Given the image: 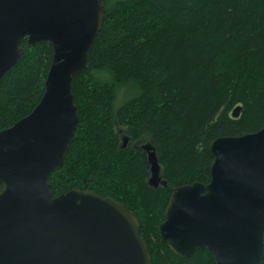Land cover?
<instances>
[{
	"label": "trees",
	"instance_id": "1",
	"mask_svg": "<svg viewBox=\"0 0 264 264\" xmlns=\"http://www.w3.org/2000/svg\"><path fill=\"white\" fill-rule=\"evenodd\" d=\"M102 2L101 29L71 84L78 123L50 191L90 190L121 203L139 222L151 264H215L205 248L176 256L158 225L175 187L209 182L216 138L264 127V0ZM20 47L0 81V131L37 105L52 58L50 43ZM126 84L134 94L114 111L116 87ZM115 122L155 149L165 187H149L145 152L119 147Z\"/></svg>",
	"mask_w": 264,
	"mask_h": 264
},
{
	"label": "water",
	"instance_id": "2",
	"mask_svg": "<svg viewBox=\"0 0 264 264\" xmlns=\"http://www.w3.org/2000/svg\"><path fill=\"white\" fill-rule=\"evenodd\" d=\"M104 20L102 0H0V81L28 47L52 58L30 114L0 131V264H151L136 217L111 197L73 188L53 197L78 123L71 84ZM241 106L231 112L241 113ZM147 183L165 187L151 144ZM207 184L175 187L158 233L178 257L205 248L215 264H259L264 247V127L216 138Z\"/></svg>",
	"mask_w": 264,
	"mask_h": 264
},
{
	"label": "rangeland",
	"instance_id": "3",
	"mask_svg": "<svg viewBox=\"0 0 264 264\" xmlns=\"http://www.w3.org/2000/svg\"><path fill=\"white\" fill-rule=\"evenodd\" d=\"M133 94H134V90H133L132 86L129 85V84L120 85V86L116 87V90H115V101H114V106H113L114 111H116L117 108L121 104H123L127 99L132 97ZM113 128H114V132L118 135L119 147H121V138L123 136H125L124 127L116 125V122H115V125H114ZM144 143L146 144V143H148V141H144ZM131 148L136 150L134 147H131ZM161 169H162V167H161ZM148 172H149V170H148ZM161 174H162V172H161ZM148 177H149V174H148ZM148 177H147V180H148ZM152 189H154V188H152Z\"/></svg>",
	"mask_w": 264,
	"mask_h": 264
},
{
	"label": "flooded vegetation",
	"instance_id": "4",
	"mask_svg": "<svg viewBox=\"0 0 264 264\" xmlns=\"http://www.w3.org/2000/svg\"><path fill=\"white\" fill-rule=\"evenodd\" d=\"M145 141V140H144ZM143 140L132 142L126 136H123L121 138V147L125 148V146L134 147L136 150H143V146L145 145Z\"/></svg>",
	"mask_w": 264,
	"mask_h": 264
}]
</instances>
